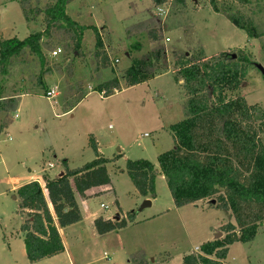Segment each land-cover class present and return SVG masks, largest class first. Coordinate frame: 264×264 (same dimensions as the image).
Listing matches in <instances>:
<instances>
[{
    "label": "rangeland",
    "instance_id": "1",
    "mask_svg": "<svg viewBox=\"0 0 264 264\" xmlns=\"http://www.w3.org/2000/svg\"><path fill=\"white\" fill-rule=\"evenodd\" d=\"M48 1L29 0L27 21L20 0H0V40L44 31L41 10ZM186 1V6L175 0L158 5L153 0L70 1L67 13L82 25L100 28L111 60L119 59L106 69L97 70L92 29L84 31L81 52L73 53L74 42L60 24L41 42L46 65L28 48L4 67L0 65V96L3 101L16 100L13 109L0 110V264H182L186 254L199 251L200 244L216 240L217 231L222 233L218 239L226 236L222 226L235 223L230 211L213 207L216 201L210 200L176 207L162 174L155 180L152 205L140 210L144 197L126 170L128 159L148 160L159 168L158 155L174 147L169 126L186 117L183 81L177 80L173 61L181 53L192 57L199 49L207 55L250 50L254 64L239 94L249 104L264 108V71L259 68L264 69V0L245 6L235 0H217L219 8L230 10L249 29L248 23L253 24V38L229 15L215 12L210 0ZM32 7L36 10L29 12ZM151 31L160 36L158 44L166 50L169 69L127 87L123 80V71L131 63L127 52L134 58L154 49L157 44L151 41ZM58 48L62 52L52 56ZM114 77L123 83L122 90L102 96L96 86ZM50 89L55 96L45 95ZM82 96L83 100L73 103ZM90 137L109 158L111 183L90 189L86 199L76 195L83 218L63 230L68 252L31 263L21 231L26 216L12 188L28 169L41 171L52 162L50 172L56 174L66 159L70 169L92 161L96 154ZM131 212L134 221L128 226L95 234L90 214L123 218ZM222 264H264V223L252 241L232 244Z\"/></svg>",
    "mask_w": 264,
    "mask_h": 264
},
{
    "label": "trees",
    "instance_id": "2",
    "mask_svg": "<svg viewBox=\"0 0 264 264\" xmlns=\"http://www.w3.org/2000/svg\"><path fill=\"white\" fill-rule=\"evenodd\" d=\"M28 1L20 0L27 21L30 20L26 8ZM70 1L47 2L41 10L46 25L44 31L23 39L0 40V65L4 67L26 48L38 56L43 66L46 65L41 42L52 28L60 24L74 42L73 53L81 52L84 31L92 29L96 39L94 55L98 59L97 70L111 67L112 60L100 29L96 25H82L74 20L67 13ZM166 1L153 0L157 5ZM175 1L182 6L187 5L186 0ZM235 1L243 6L252 3V0ZM210 3L215 12L229 15L233 24L245 30L249 37L255 36L251 22L248 23L249 29L230 10L219 8L217 0H210ZM35 8H30L29 12ZM150 36L151 41L157 44L154 49L132 58L131 64L123 71L127 87L148 82L169 69L166 50L158 44L160 36L157 31H151ZM173 61L176 78L183 81L186 115L169 126L174 147L158 155L159 168L148 160L128 159L126 170L144 198L156 197L155 180L158 174H162L176 207L214 199L216 204L213 207L230 211L235 223L222 226L226 236L200 244L199 251L189 252L182 262L222 264L232 244L252 241L264 223V108L249 104L239 94L254 64L252 52L238 48L237 53L225 50L207 55L204 49H199L192 57L181 53ZM96 89L108 97L121 91L122 85L118 77H114L99 83ZM83 98L79 97L73 103L77 104ZM2 99L0 96V110L8 112L14 108V97L6 101ZM90 146L96 158L82 167L70 169L65 162L62 176L45 175L44 186L38 181H31L16 190L21 212L26 216L21 231L31 263L65 251L59 227L76 224L83 218L76 195L86 198L91 188L111 183L106 167L109 159L99 153L95 137H90ZM133 221L134 212L119 220L99 216L95 218L94 226L99 235H104L118 231Z\"/></svg>",
    "mask_w": 264,
    "mask_h": 264
},
{
    "label": "crops",
    "instance_id": "3",
    "mask_svg": "<svg viewBox=\"0 0 264 264\" xmlns=\"http://www.w3.org/2000/svg\"><path fill=\"white\" fill-rule=\"evenodd\" d=\"M100 29V28H99ZM107 49V48H106ZM127 55L128 56H130V54H129V52H127ZM132 58H133V56H131V62H132ZM118 59V58H117ZM131 64V63H130ZM126 69V68H125ZM181 81V80H180ZM101 82H103V81H101ZM101 82H99V83H101ZM98 83V84H99ZM123 83H121V85H122ZM117 93V92H116ZM22 95H24V94H22ZM86 96V95H85ZM85 96H84V98H85ZM83 98V99H84ZM82 99V100H83ZM185 100V99H184ZM16 103V102H15ZM175 123V122H174ZM171 125V124H170ZM96 140V139H95ZM97 141V140H96ZM97 144H98V142H97ZM98 148H99V144H98ZM100 153V152H99ZM101 154V153H100ZM102 155V154H101ZM103 156V155H102ZM104 157V156H103ZM106 158V157H105ZM107 159H109V158H107ZM66 162H67V159L65 160ZM50 164H52L53 166H50ZM68 165V164H67ZM55 165L52 163V162H50L49 164H48V167L47 168H42L41 169V171L40 170H32V169H28V173H26L25 175H23L21 178H18V179H21L20 181H18V183L17 184H15L14 186H13V188H12V191L13 192H16V190L19 188V187H21L22 185H24V184H26V183H29V182H31V181H38L42 186H44V184H45V181H44V177H45V175H49V176H51V177H56V176H60L61 175V173H64V166H63V168H61L59 171H58V173H56V174H52L51 172H50V169H52L53 167H54ZM108 169V168H107ZM109 172V171H108ZM9 181H10V183H11V181H12V178H10L9 179ZM101 186H99V187H96V189L97 188H100ZM91 190H92V188H91ZM91 190H88L87 191V197L86 198H88L89 196H91V194H90V191ZM46 190H44V192H45ZM16 198H17V196H16ZM82 198V197H81ZM86 198H83V199H86ZM18 199V198H17ZM145 199H150L151 200V205H152V202H153V200L151 199V198H149V197H146V198H142L141 200H145ZM83 202H85V201H83ZM77 203L79 204V202L77 201ZM50 206V209L52 210V207H51V205H49ZM79 207H80V204H79ZM80 209H81V207H80ZM92 216V224H93V228H94V230H95V234L96 235H98L99 236V234H98V232H97V230H96V228H95V226H94V220H95V218H97V217H99L98 216V214H96V213H93V214H90V217ZM116 216L117 215H115V216H113V217H111V216H102V217H104L105 219H112V220H115V218H116ZM122 218V217H121ZM82 222V221H81ZM81 222H78V223H76V224H73V225H70V226H67V227H59V232H60V235H61V237H62V240H63V243H64V246H65V251L63 252V253H61V254H59V255H57V256H54V257H52V258H48L47 260H50V259H57L58 258V256H60V255H63V254H66L68 251H67V246H66V242H65V240H64V237H63V230H65L66 228H69V227H72V226H76L77 224H79V223H81ZM74 228V227H73ZM198 247V246H197ZM45 260V259H44ZM43 261V260H42Z\"/></svg>",
    "mask_w": 264,
    "mask_h": 264
},
{
    "label": "built area",
    "instance_id": "4",
    "mask_svg": "<svg viewBox=\"0 0 264 264\" xmlns=\"http://www.w3.org/2000/svg\"><path fill=\"white\" fill-rule=\"evenodd\" d=\"M159 12L160 13H163V9H159ZM62 50L61 48H58V49H55L53 52H52V56H57L59 53H61ZM112 62L115 64V63H118L119 62V59L115 58L112 60ZM56 94V91L54 89H50L48 92H47V97H52V96H55ZM101 95L103 96L104 95V92H101ZM50 166H53L52 164H50ZM102 207L104 208H108L107 205H104V204H101ZM196 250H198V247L196 248Z\"/></svg>",
    "mask_w": 264,
    "mask_h": 264
},
{
    "label": "water",
    "instance_id": "5",
    "mask_svg": "<svg viewBox=\"0 0 264 264\" xmlns=\"http://www.w3.org/2000/svg\"><path fill=\"white\" fill-rule=\"evenodd\" d=\"M259 68H260L262 71H264V69H263L261 66H259ZM63 174H64V173H61L60 176H62ZM14 198H16V196H14ZM210 202L214 204V203H215V200L213 199V200H211ZM150 205H151V200H150V199H145V200L143 201L142 205H141L140 210L143 209V208H145V207H147V206H150ZM120 218H121L120 214H117L115 220H119ZM221 235H222V233H221L220 231H217L216 236H215V239H218Z\"/></svg>",
    "mask_w": 264,
    "mask_h": 264
}]
</instances>
